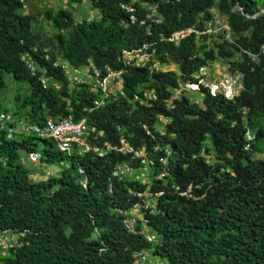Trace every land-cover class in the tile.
Instances as JSON below:
<instances>
[{
	"label": "trees",
	"instance_id": "obj_1",
	"mask_svg": "<svg viewBox=\"0 0 264 264\" xmlns=\"http://www.w3.org/2000/svg\"><path fill=\"white\" fill-rule=\"evenodd\" d=\"M90 1L100 13L97 22L75 23L72 14L63 9L49 15L55 28L70 32L59 44L64 46L62 58L72 68L91 63L96 69L119 70L122 50L153 44L159 62L176 65L178 73L150 74L145 68H128L123 96L83 112L95 98L89 88L78 92L72 103L62 85L58 92L43 89L20 61L21 54L29 50L32 33L29 19L12 13L18 0H0V72L28 81L31 99L52 106V117L68 114L62 100L66 99L75 120L84 117L96 131L103 132L98 146L107 143L119 148L122 139L133 152L145 153L151 168L156 167L165 179L151 186L153 192L163 193L157 213L149 216L159 240L151 246L141 237L127 234L115 213L135 202L128 191L138 184L128 179L113 181L108 192L113 165L139 168L141 159L114 150L103 158L92 154L69 158L50 141L35 137L8 140L0 132V232L23 233L26 242L4 264H134L139 252L150 253L164 264H264V160L252 159L256 143L264 141V15H229L231 32L251 30L249 39L236 42L256 56L257 62L235 65L243 88L233 100L201 89L199 106L186 97L171 99L170 91L182 83H196L193 75L214 60V53L209 50L198 55L193 34L178 46L166 39L192 27L211 0ZM253 1L230 0L245 15L252 13ZM257 1L264 4V0ZM138 2L154 3L158 22L146 19ZM121 5L134 11L127 12ZM142 21L144 25H140ZM36 64L61 83L62 71L52 61L39 59ZM140 84H147L155 100L136 93ZM137 97L145 101H134ZM168 100L172 108L167 107ZM160 117L168 119L163 135L155 130ZM247 133L252 139L247 140ZM36 141L42 144L44 163L56 157L69 164L58 178L31 182L27 167L18 163L21 152L36 149ZM206 141L210 148L204 150ZM164 147L169 148V156ZM201 152L212 153L217 163L207 164ZM78 167L85 171L86 189L78 184Z\"/></svg>",
	"mask_w": 264,
	"mask_h": 264
},
{
	"label": "built area",
	"instance_id": "obj_2",
	"mask_svg": "<svg viewBox=\"0 0 264 264\" xmlns=\"http://www.w3.org/2000/svg\"><path fill=\"white\" fill-rule=\"evenodd\" d=\"M121 8L130 13L134 11L129 5H121ZM133 19L131 17L132 21ZM140 25H144V22L142 21ZM145 30L149 34L148 26L145 27ZM230 32L231 29L228 21H223L221 24L219 21L212 19L204 26L201 32H197L193 27L178 30L173 32L166 41L172 43L174 46H178L182 39L189 37L191 34H197L200 37H206L208 40L212 37H221L223 41L230 43ZM153 46V44H144L137 49L122 50L118 57V61L122 65L119 70H112L107 66L100 70L91 64L92 74L89 77L90 83L88 88L94 93L95 98L91 101V106L84 108L83 112L90 113L95 109L104 107L111 99L123 96V76L128 68H145L150 74L157 72L156 66L148 62L155 52ZM261 53H264V45L261 46ZM20 61L31 75L36 76L37 81L43 89H50L55 92L60 91L61 84L52 76H49L44 68H37V65L28 54H21ZM143 62L148 63L145 65ZM207 70L208 67L203 65L193 75L196 83L189 84L190 92H200L202 86H204L206 92L211 96L222 95L227 100H233L234 94L230 85H228V80L221 82L215 79L210 83H203V77L207 75ZM194 86L196 89H192ZM145 94H148L150 100H155L153 91ZM171 99L173 98L171 97ZM62 100L65 102V110L68 112L67 115L45 117L37 122L19 119L11 111L0 107V132L8 140L36 137L41 140L50 141L54 145L55 150L69 158L82 157L85 154H92L97 158H103L107 152L114 150L120 153H132L134 158L141 159L139 168H134L130 164H117L113 166L108 178V192L111 193V183L113 181L128 179L140 186L135 189H129L128 191V194L135 199V202L127 209H115V213L120 217L121 225L127 234L139 236L147 244L153 246L158 242L159 237L150 226L149 216L157 213V203L163 193L153 192L148 183V179L144 178V174H140L142 171L145 172L147 168H151V161L148 160L143 151L133 152L122 139L120 140L121 146L119 148L111 147L107 143L98 146L99 138L102 137L103 132L96 131L94 127H91L87 123L84 117L75 120L72 115L70 103L66 99ZM168 101H166L167 107L172 108V105ZM192 103L200 106L202 100L195 98ZM147 134L149 133L147 132ZM154 150H158V147H154ZM164 152L167 156L170 155L168 147L164 149ZM161 162L163 165L166 163L165 159L161 160ZM18 163L23 167L44 163L42 149L40 151L35 149L31 152H21L18 156ZM76 175L78 177V184L83 189H86L87 177L82 167L77 168ZM180 195L186 196V193H181ZM25 244L23 233L1 231L0 264H4L6 259L10 258L15 251L22 248ZM148 257H151L150 261ZM134 264L164 263L154 258L150 253L139 252L136 254V262Z\"/></svg>",
	"mask_w": 264,
	"mask_h": 264
},
{
	"label": "rangeland",
	"instance_id": "obj_3",
	"mask_svg": "<svg viewBox=\"0 0 264 264\" xmlns=\"http://www.w3.org/2000/svg\"><path fill=\"white\" fill-rule=\"evenodd\" d=\"M18 3L19 4L12 10V13L17 17L28 18L32 33L29 50L22 54H28L35 64L39 59H44L45 61H52L53 67H59L63 77L62 80H60L62 92L66 95L67 99L75 103L78 92L89 87V77L92 74L91 63L81 66L78 69H73L70 65H67V61L62 58L64 46L59 44V39H67L70 32L55 28L49 15H55L59 9H63L72 14L75 23H89L99 21L100 13L93 7L90 0H18ZM138 3L140 7L145 10L147 19L150 21H158L160 19L154 3ZM251 12L252 13L249 15L243 14L242 9L237 4H232L230 0H211V5L204 13L197 16L196 22L192 27L197 32H201L210 20L215 19L222 24L223 21H228L230 14L246 16L248 18L264 15V4L254 0L251 4ZM250 31L251 30L248 29L242 32H230V43L223 41L221 37H212L208 40L206 37L193 34L195 50L198 55L204 56L209 50H212L214 53V60L207 61L205 64L208 70L206 73L207 75L203 77L204 84L210 83L215 79L221 82L228 80V85H230L234 97L239 95L243 88L242 76L235 65L243 62H257L256 56L237 46L236 42L238 39H249L251 34ZM148 62L151 65H155L157 71H173L178 73L176 65L172 63L161 64L159 62L156 46L155 52ZM148 62L143 63L146 65ZM37 68L40 67L37 66ZM33 77L36 78V76ZM0 81L2 82L0 86L1 108L11 111L19 119L31 122L41 120L45 117H52L49 112L52 111V106H47L45 102H38L37 98L31 99L32 88L28 81L15 80L12 75L5 72H0ZM189 84L190 83H182L176 89L171 90V97L173 99L186 97L190 99L191 102H193L195 98L201 100L203 96L201 90L200 92L192 93L190 92ZM146 87L147 84H140L135 87V91L137 94H141L145 100H150L148 94H145L149 92ZM203 90L206 91L204 86H202V91ZM135 100L140 101V103L145 101L141 100L139 97H137V99L134 98V101ZM168 102L171 104V100ZM167 123L168 119L158 118L155 124V130L163 135ZM246 138L247 140L252 139L251 134L247 133ZM35 143L37 144L36 150L40 151L42 149V144L37 141ZM155 147L159 146L156 144ZM208 148H210V145L209 142L206 141L203 143V149L205 150ZM164 149H166V147H164ZM201 156H203L204 160L209 165L217 163L212 153L206 155L204 152H201ZM252 159L264 160V141L256 143V150L252 154ZM115 165L117 164L115 163ZM68 166V163L55 157L45 163L27 166L26 169L28 171L29 180L31 182H39L58 178L66 171ZM140 174H144V178L148 179L150 188L156 180L163 179V175L159 174L156 167H152L151 169L147 168L145 172L142 171ZM163 180L165 181V179ZM142 186L146 187L145 185ZM148 259L150 261L151 257H148Z\"/></svg>",
	"mask_w": 264,
	"mask_h": 264
},
{
	"label": "bare ground",
	"instance_id": "obj_4",
	"mask_svg": "<svg viewBox=\"0 0 264 264\" xmlns=\"http://www.w3.org/2000/svg\"><path fill=\"white\" fill-rule=\"evenodd\" d=\"M192 85H194V84H192ZM192 89H196V87L194 86V87H192Z\"/></svg>",
	"mask_w": 264,
	"mask_h": 264
},
{
	"label": "crops",
	"instance_id": "obj_5",
	"mask_svg": "<svg viewBox=\"0 0 264 264\" xmlns=\"http://www.w3.org/2000/svg\"><path fill=\"white\" fill-rule=\"evenodd\" d=\"M67 65H68V63H67Z\"/></svg>",
	"mask_w": 264,
	"mask_h": 264
}]
</instances>
